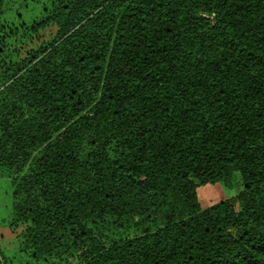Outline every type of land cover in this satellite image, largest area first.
<instances>
[{
  "label": "trees",
  "instance_id": "1",
  "mask_svg": "<svg viewBox=\"0 0 264 264\" xmlns=\"http://www.w3.org/2000/svg\"><path fill=\"white\" fill-rule=\"evenodd\" d=\"M0 177L22 264H264V0H0Z\"/></svg>",
  "mask_w": 264,
  "mask_h": 264
},
{
  "label": "rangeland",
  "instance_id": "2",
  "mask_svg": "<svg viewBox=\"0 0 264 264\" xmlns=\"http://www.w3.org/2000/svg\"><path fill=\"white\" fill-rule=\"evenodd\" d=\"M242 186L238 174H233L226 181L208 183L197 187V196L202 207H207L225 198L235 196ZM12 184L10 178L0 177V252L6 261L1 264H22L28 259L25 250L21 249L20 233L22 227L12 229L10 225L12 208ZM186 214L179 198L174 194L168 195L163 200L157 212L143 224L129 223L127 231H133L136 227L154 226L160 224L165 218H178ZM113 237V236H110Z\"/></svg>",
  "mask_w": 264,
  "mask_h": 264
}]
</instances>
